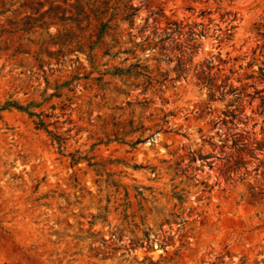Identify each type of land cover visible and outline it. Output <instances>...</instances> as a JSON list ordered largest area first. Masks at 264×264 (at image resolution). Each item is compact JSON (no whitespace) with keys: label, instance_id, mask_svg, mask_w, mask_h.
<instances>
[{"label":"rangeland","instance_id":"rangeland-1","mask_svg":"<svg viewBox=\"0 0 264 264\" xmlns=\"http://www.w3.org/2000/svg\"><path fill=\"white\" fill-rule=\"evenodd\" d=\"M37 1L0 0V264H264V0H118L61 54ZM44 96L60 151L4 105Z\"/></svg>","mask_w":264,"mask_h":264},{"label":"trees","instance_id":"trees-1","mask_svg":"<svg viewBox=\"0 0 264 264\" xmlns=\"http://www.w3.org/2000/svg\"><path fill=\"white\" fill-rule=\"evenodd\" d=\"M48 3V6L42 10L40 8L43 6V3L37 1L38 6L32 7L30 6L33 11L31 13H35V15L29 13L22 17V32H29V31H37L38 27L41 28H48L50 24L56 25V31L53 33H48L49 38L46 40L44 38L39 37L36 41L37 44L42 46L43 44L49 42L51 45H57L58 47L52 51H46L47 54H61L63 49L70 48L74 39H77V45H80L79 39L81 38L80 31L76 33L77 30H83L84 27L81 26V23L86 20L87 26L91 24V20L94 18L98 22V30H97V38L100 37L101 32L105 30L108 26H118L121 22L128 21L132 24V17L136 14V10L138 6L133 5L132 3L122 2L118 0H113L109 3V13L108 16L101 15L102 10L98 9L97 12L91 10L90 13L93 17L90 16V13H86L84 7L86 4H90L89 0L82 1V0H73L72 2H67V0H45ZM95 1V0H93ZM122 3V4H121ZM93 4V2H91ZM109 21H113V24L110 25ZM161 40V38H159ZM96 41V40H95ZM152 48L157 46V43L154 42L151 45ZM42 49H40L37 54L34 56L36 60H42L40 56ZM130 67V66H129ZM129 70V68H121L115 67L116 71H124ZM68 83V80L64 81L62 84L56 85V89L59 88L61 85H65ZM53 94V93H52ZM56 96L60 94H55ZM46 99V96L42 98V100H29L25 104H17L12 103L10 101H6L4 103L5 106H16L25 110L29 115L34 116L33 123L36 127L43 128L46 130L50 135L53 137L55 142L57 143V147L59 151L62 147L63 138L59 134L52 132L50 129L47 128V123L43 120L42 115L44 114L42 110L35 111L30 110L32 106H38ZM53 105H51L52 107ZM54 108V106H53ZM84 156L77 155L75 156L73 153L71 155L72 160H78Z\"/></svg>","mask_w":264,"mask_h":264}]
</instances>
